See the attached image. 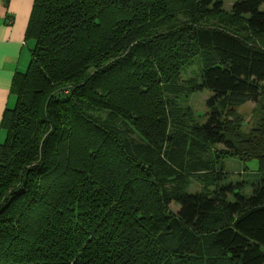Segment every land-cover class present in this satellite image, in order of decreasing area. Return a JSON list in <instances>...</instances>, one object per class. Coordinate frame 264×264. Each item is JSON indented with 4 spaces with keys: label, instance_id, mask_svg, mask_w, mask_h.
Wrapping results in <instances>:
<instances>
[{
    "label": "trees",
    "instance_id": "16d2710c",
    "mask_svg": "<svg viewBox=\"0 0 264 264\" xmlns=\"http://www.w3.org/2000/svg\"><path fill=\"white\" fill-rule=\"evenodd\" d=\"M263 5L34 0L1 124L0 264H264V122L238 129L264 108ZM199 57L204 123L171 85ZM224 156L258 161L251 195Z\"/></svg>",
    "mask_w": 264,
    "mask_h": 264
},
{
    "label": "crops",
    "instance_id": "0c3cea01",
    "mask_svg": "<svg viewBox=\"0 0 264 264\" xmlns=\"http://www.w3.org/2000/svg\"><path fill=\"white\" fill-rule=\"evenodd\" d=\"M34 0H0V143L6 131L1 128L7 110L16 103L12 92L14 78L29 68L35 42L28 38Z\"/></svg>",
    "mask_w": 264,
    "mask_h": 264
},
{
    "label": "rangeland",
    "instance_id": "374dc122",
    "mask_svg": "<svg viewBox=\"0 0 264 264\" xmlns=\"http://www.w3.org/2000/svg\"><path fill=\"white\" fill-rule=\"evenodd\" d=\"M236 0H224V12L229 15L232 9V6ZM264 11V5L261 8ZM212 21H220L221 17L210 18ZM34 43V40H32ZM203 58L199 57L191 66L186 67L183 73L180 76V81L178 77L171 83V85L184 86L185 81L197 78L200 80L201 68L203 67ZM179 81V82H178ZM178 82V83H177ZM181 93L184 97L183 100H180L179 103L183 108H191L194 112V120L197 122L204 123L206 121V100L210 97L208 91H195L190 93V89L187 88ZM237 104L242 105L241 102ZM264 108L261 106V103H254L251 101L245 102L238 111V115L241 118V126H238V129H241L245 134L251 133L254 129L259 128L264 122ZM6 137V133H5ZM223 163V169L225 174L228 176L229 182H246L245 195H251L252 193V184L257 179L258 171V161L250 160L243 161L240 158L235 156H224L221 158ZM203 188L202 185H199L198 182L194 181L192 187L189 191L196 192L200 191ZM175 211H178L177 207H173Z\"/></svg>",
    "mask_w": 264,
    "mask_h": 264
}]
</instances>
